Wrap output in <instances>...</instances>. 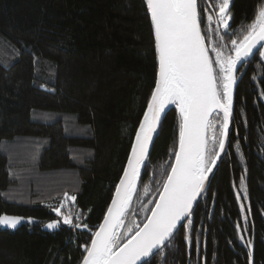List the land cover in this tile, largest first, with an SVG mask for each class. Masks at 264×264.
Here are the masks:
<instances>
[{
	"label": "trees",
	"instance_id": "1",
	"mask_svg": "<svg viewBox=\"0 0 264 264\" xmlns=\"http://www.w3.org/2000/svg\"><path fill=\"white\" fill-rule=\"evenodd\" d=\"M216 5L198 0L201 29L206 45L227 55L264 0H231L227 33L207 21L209 15L215 20ZM157 75L145 0H0V216L35 219L14 230L0 227V264H82ZM237 77L225 156L191 226L185 224L150 264H264V58L255 55ZM178 127L179 110L172 106L125 228L142 223L145 207L155 204L174 164ZM61 203L57 217L52 209ZM68 209L79 228L63 224ZM53 221H60L57 229H43Z\"/></svg>",
	"mask_w": 264,
	"mask_h": 264
},
{
	"label": "snow or ice",
	"instance_id": "2",
	"mask_svg": "<svg viewBox=\"0 0 264 264\" xmlns=\"http://www.w3.org/2000/svg\"><path fill=\"white\" fill-rule=\"evenodd\" d=\"M230 4L231 0H217L215 20L212 15L207 16L209 24H216L215 31L218 32L221 25L224 32L229 31ZM145 5L154 32L158 77L111 205L103 223L91 233L90 243L84 246L86 254L82 264H141L142 260L150 264L145 258L163 249L178 228H183L182 222L191 226L192 221L188 218L194 203L205 192L209 173L225 150L233 115L237 68L243 67L255 54L264 58V6L257 10L246 30L241 29L239 41L231 40L232 48L226 55L220 46L210 48L206 45L198 0H145ZM223 39L220 36V40ZM170 105L179 110L174 165L170 166V174L159 186L155 204L151 208L145 207L144 221L138 224L133 220L125 228V217L136 193L141 168L148 159L162 116L166 115L165 110ZM216 117H219V131ZM147 191L145 188V193ZM65 200L74 203L76 197L65 193ZM240 207L243 211L245 206L241 204ZM62 208H65L64 203L52 211L60 217ZM23 219L3 215L0 226L15 229ZM28 222H32L30 218ZM62 222L73 228L80 227L73 223L71 209L63 214ZM59 226L60 221H53L46 228L55 230Z\"/></svg>",
	"mask_w": 264,
	"mask_h": 264
},
{
	"label": "water",
	"instance_id": "3",
	"mask_svg": "<svg viewBox=\"0 0 264 264\" xmlns=\"http://www.w3.org/2000/svg\"><path fill=\"white\" fill-rule=\"evenodd\" d=\"M230 10H231V6L229 7V12H230ZM201 30H202V29H201ZM202 34H203V33H202ZM254 52H255V50H254ZM255 55H257V54H255ZM255 55H254V56H255ZM254 56H253V57H254ZM253 57H251L249 60H251ZM239 68H240V66H238V68H237V76H238ZM245 69H247V67H245ZM157 77H158V75H157ZM239 80H240V79H239ZM239 80H238V81H239ZM235 89H236V85H235V88H234V94H233V107H234V101H235ZM170 108H171V107H170ZM170 108H168L167 110H165L166 114H167V112H168V110H169ZM232 110H233V109H232ZM221 115H222V114H221ZM165 116H166V115H165ZM165 116H162L161 123H160V125H159L158 128H157V133H158L160 127H161V124H162V122H163ZM210 119H212V117H210ZM231 126H232V122H230V125H229V133H228V137H227L226 142H225V150H224V152H222V153L219 154V155H220V158L217 160L215 168H213L212 172L209 173L208 180H207L206 183H205V189H206L208 183L210 182V180L212 179L213 174L215 173V171L217 170L218 166L220 165L221 161L223 160V158H224V156H225V152H226V149H227L228 139H229L230 132H231ZM157 133L154 134L153 142H154V140H155V138H156V136H157ZM152 144H153V143H152ZM151 146H152V145H151ZM151 146H150V148H151ZM150 148H149V151H150ZM173 165H174V164H173ZM143 168H144V167H143ZM142 170H143V169H142ZM202 197H203V193H202L201 196L198 198V200L194 203V206H193V212H194V210L196 209V207L198 206V204L200 203ZM193 212H192V214H193ZM191 217H192V215H191ZM191 217H189L188 219H191ZM182 224L185 225L186 223H185V222H182ZM179 230H180V228H178L177 232L174 233V237H175V235L179 232ZM172 240H173V239H172ZM172 240H171V241H172ZM171 241H170V242H171ZM170 242H169V243H170ZM169 243H168V244H169ZM168 244H167V245H168ZM167 245H166V246H167ZM166 246H165V247H166ZM165 247H164V248H165ZM164 248H163V249H164ZM163 249H161V250H157L156 252H154V254H153L152 257H150V258H145V260L150 261L154 256H156V255H157L159 252H161ZM141 264H145V261L142 260V261H141Z\"/></svg>",
	"mask_w": 264,
	"mask_h": 264
},
{
	"label": "rangeland",
	"instance_id": "4",
	"mask_svg": "<svg viewBox=\"0 0 264 264\" xmlns=\"http://www.w3.org/2000/svg\"><path fill=\"white\" fill-rule=\"evenodd\" d=\"M23 218H24V219L22 220V222H21L17 227H19L20 225H22V224H24V223H29V222H28L29 218H26V217H23ZM30 219H31L32 222L35 221V219L32 218V217H31ZM49 223H51V222H49ZM47 224H48V223H47ZM47 224L43 225V229H44V230H50V229H47V228H46V225H47ZM0 227H2V228H8V227H6V226H0ZM17 227H16V228H17ZM16 228H15V229H16ZM8 229H11V228H8ZM12 230H14V229H12Z\"/></svg>",
	"mask_w": 264,
	"mask_h": 264
},
{
	"label": "bare ground",
	"instance_id": "5",
	"mask_svg": "<svg viewBox=\"0 0 264 264\" xmlns=\"http://www.w3.org/2000/svg\"><path fill=\"white\" fill-rule=\"evenodd\" d=\"M172 106H174V105H170L168 108H170V107H172ZM168 108H167V109H168ZM167 109H166V110H167ZM143 167H144V166H143ZM143 167L141 168V173H142V169H143ZM141 173H140V176H141ZM139 179H140V178H139ZM138 182H139V180H138ZM137 185H138V183H137ZM133 197H134V196H133ZM132 200H133V199H132Z\"/></svg>",
	"mask_w": 264,
	"mask_h": 264
}]
</instances>
